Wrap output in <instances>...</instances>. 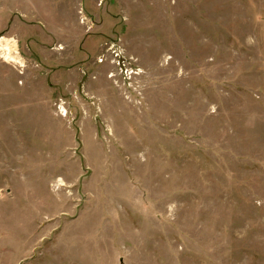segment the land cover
I'll return each instance as SVG.
<instances>
[{
    "label": "rangeland",
    "instance_id": "rangeland-1",
    "mask_svg": "<svg viewBox=\"0 0 264 264\" xmlns=\"http://www.w3.org/2000/svg\"><path fill=\"white\" fill-rule=\"evenodd\" d=\"M0 264H264V0H0Z\"/></svg>",
    "mask_w": 264,
    "mask_h": 264
},
{
    "label": "bare ground",
    "instance_id": "bare-ground-1",
    "mask_svg": "<svg viewBox=\"0 0 264 264\" xmlns=\"http://www.w3.org/2000/svg\"><path fill=\"white\" fill-rule=\"evenodd\" d=\"M11 61V60H10Z\"/></svg>",
    "mask_w": 264,
    "mask_h": 264
},
{
    "label": "built area",
    "instance_id": "built-area-1",
    "mask_svg": "<svg viewBox=\"0 0 264 264\" xmlns=\"http://www.w3.org/2000/svg\"><path fill=\"white\" fill-rule=\"evenodd\" d=\"M130 74V73H129Z\"/></svg>",
    "mask_w": 264,
    "mask_h": 264
}]
</instances>
